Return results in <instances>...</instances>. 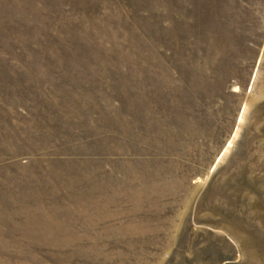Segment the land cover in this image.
I'll use <instances>...</instances> for the list:
<instances>
[{
    "label": "rangeland",
    "instance_id": "1",
    "mask_svg": "<svg viewBox=\"0 0 264 264\" xmlns=\"http://www.w3.org/2000/svg\"><path fill=\"white\" fill-rule=\"evenodd\" d=\"M0 264H264V0H0Z\"/></svg>",
    "mask_w": 264,
    "mask_h": 264
}]
</instances>
